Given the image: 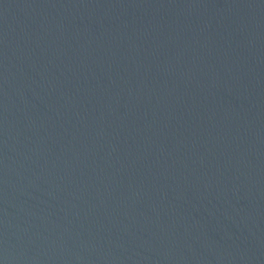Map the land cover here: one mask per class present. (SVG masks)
<instances>
[{
    "label": "water",
    "instance_id": "1",
    "mask_svg": "<svg viewBox=\"0 0 264 264\" xmlns=\"http://www.w3.org/2000/svg\"><path fill=\"white\" fill-rule=\"evenodd\" d=\"M0 264H264V0H0Z\"/></svg>",
    "mask_w": 264,
    "mask_h": 264
}]
</instances>
